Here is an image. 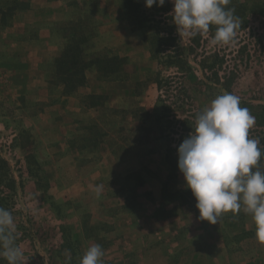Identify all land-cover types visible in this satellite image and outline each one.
<instances>
[{"label":"rangeland","instance_id":"1","mask_svg":"<svg viewBox=\"0 0 264 264\" xmlns=\"http://www.w3.org/2000/svg\"><path fill=\"white\" fill-rule=\"evenodd\" d=\"M226 7L240 28L213 45L214 25L179 35L170 0H0V207L25 264H79L92 244L103 264H264L251 215L198 219L178 169L219 94L264 144V0Z\"/></svg>","mask_w":264,"mask_h":264},{"label":"clouds","instance_id":"2","mask_svg":"<svg viewBox=\"0 0 264 264\" xmlns=\"http://www.w3.org/2000/svg\"><path fill=\"white\" fill-rule=\"evenodd\" d=\"M151 8L163 6L165 0H144ZM171 12L181 37H195L216 26L213 45L233 42L240 28L239 17L231 0H170ZM255 117L241 107L240 97L231 93L217 95L195 116V127L178 146V169L186 187L196 199L200 220L217 224L222 214L241 210L250 214L255 237L264 243V144L261 138H250ZM97 197L102 186L94 189ZM12 213L0 207V257L8 264H25ZM100 244L90 245L79 264H103ZM71 260V257H68Z\"/></svg>","mask_w":264,"mask_h":264}]
</instances>
